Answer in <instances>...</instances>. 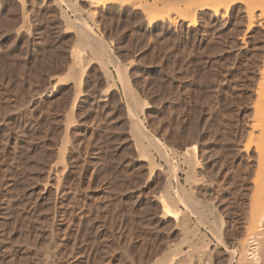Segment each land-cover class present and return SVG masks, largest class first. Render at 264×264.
<instances>
[{"label": "rangeland", "instance_id": "rangeland-1", "mask_svg": "<svg viewBox=\"0 0 264 264\" xmlns=\"http://www.w3.org/2000/svg\"><path fill=\"white\" fill-rule=\"evenodd\" d=\"M97 1L0 0V264H163L181 246L176 264H201L186 225L192 255L227 264L264 230V0ZM77 15L98 38L80 82Z\"/></svg>", "mask_w": 264, "mask_h": 264}, {"label": "bare ground", "instance_id": "bare-ground-1", "mask_svg": "<svg viewBox=\"0 0 264 264\" xmlns=\"http://www.w3.org/2000/svg\"><path fill=\"white\" fill-rule=\"evenodd\" d=\"M98 1H100L101 2V0H98ZM97 1V2H98ZM103 2H105V1H110V0H102ZM113 1V0H112ZM69 4H71V3H69ZM226 4V3H225ZM224 4V2L223 1H217V2H215V3H213V4H210L207 8H209V10H211V11H213V12H215V13H217L220 9H222V8H225L226 7V5ZM71 5H73V4H71ZM73 8V7H72ZM226 8H228V7H226ZM161 12V11H160ZM77 14V13H76ZM163 14H166L167 15V13H163V12H161V13H159V12H153V14H152V12H151V16H150V14H149V24H151L152 22H155L157 19H159V18H163L162 16H165V15H163ZM76 17H79L78 15L76 16ZM80 17L77 19L76 18V20H78V21H76V22H79L80 21ZM80 22H82V24L80 25V28H82V32H83V35H82V39L81 38H78V39H81V40H79L78 42H79V49H77L78 51H76V53L73 55V58H72V65H71V69H70V72H71V75H73V78H74V80H76V81H79L80 80V78H81V71H82V65L84 64V62L86 61V59L88 58V56L87 55H89V54H87L89 51H88V48H91V47H94V49H96L97 48V46L95 47V45H96V39H98V38H96L97 36H96V34L95 33H92V28L89 26V25H87V24H84V22H83V20L81 19V21ZM79 22V23H80ZM79 25V24H78ZM81 26H83V27H81ZM78 28V27H77ZM79 31V30H78ZM82 32H80L81 34H82ZM79 33V34H80ZM95 34V35H94ZM77 36V35H76ZM79 37V36H78ZM100 39V38H99ZM99 41H101V43L100 44H98V48H100L101 50L100 51H104V50H108V48L106 49H104V44H102V43H104V41L103 40H99ZM100 45V46H99ZM107 47V46H106ZM91 50V49H90ZM97 51V50H96ZM95 51V52H96ZM102 51V52H103ZM94 52V53H95ZM98 55H101L100 53H98ZM112 55V54H111ZM110 55V56H111ZM90 56H93V54H90L89 55V57ZM93 57H96L95 55L93 56ZM113 57L114 56H112V57H109L110 59L112 58L113 59ZM102 58V57H101ZM108 58V57H107ZM97 59H98V61H99V58L97 57ZM102 61H103V59H102ZM101 61V62H102ZM108 61H109V59H108ZM111 61V60H110ZM104 62V61H103ZM102 62V63H103ZM112 62L114 63V64H112V63H110L112 66L114 65V67H115V65L116 66H118V67H116V68H118L117 69V73L122 77V71H121V69L119 68V65H117V63L118 64H120L119 63V61L117 62V60H115V59H113L112 60ZM117 62V63H116ZM103 65V64H102ZM115 68V69H116ZM109 73V72H108ZM105 77H106V75H105ZM107 78V77H106ZM108 79V78H107ZM75 81V82H76ZM108 81V80H107ZM109 81H110V79H109ZM108 81V82H109ZM113 81V80H112ZM111 81V82H112ZM80 82V81H79ZM111 82L109 83V84H111ZM77 83V82H76ZM110 88V87H109ZM264 107V106H263ZM264 109V108H263ZM131 110H133V109H131ZM132 113H134L135 111L133 110V111H131ZM132 115V118L135 120V122L133 123V127H132V129H134V131H135V133H136V136L135 137H137V138H140L139 136L141 135V132H143L142 130H143V126L141 127V122L139 121V118H137L136 116H137V114H136V116H135V113L134 114H131ZM262 117H263V121H264V113L262 114ZM132 120V119H131ZM262 121V122H263ZM144 132H148L147 130H145L144 129ZM133 133V132H132ZM149 133V132H148ZM147 133V138L148 139H150L151 138V136L152 135H150V133L148 134ZM134 134V133H133ZM135 135V134H134ZM146 136V135H145ZM133 138H134V136H133ZM135 140H136V138H134ZM155 139V138H154ZM138 140H140V139H138ZM141 141V140H140ZM143 141V140H142ZM137 142V141H136ZM154 142V141H153ZM158 142V141H157ZM141 145H143L144 143H140ZM145 145H143L142 147H144ZM150 146H151V144H150ZM154 145H152V147H153ZM160 146V145H159ZM146 148H147V146H145ZM155 147V146H154ZM162 149V148H161ZM147 150V149H146ZM156 150V149H155ZM148 151L149 150H147V152H144L143 153V155L146 157V158H148V162H149V167H150V173L152 174V172L154 171V170H156L155 168L157 167V163H154L153 161L154 160H152L153 158H151L150 157V155L148 154ZM150 153V152H149ZM162 155H164L165 156V154L163 153ZM142 156V155H141ZM161 156V155H160ZM163 156V157H164ZM185 156H186V158H187V160L188 161H192V157L189 155V153H188V151H186L185 152ZM191 158H190V157ZM165 159V158H164ZM163 159V160H164ZM167 163V162H166ZM168 165H170V163L168 164ZM169 168H171V167H169ZM162 171V170H161ZM170 172H171V170H170ZM169 172V173H170ZM181 186V185H180ZM170 187V186H169ZM179 187V186H178ZM167 188V187H166ZM165 188V189H166ZM169 189V188H168ZM180 189V190H179ZM179 192L180 191H182V187H179ZM177 190V191H178ZM168 191V190H167ZM179 192H177V193H179ZM184 192V193H183ZM182 192V194L184 195L185 194V196L187 195V193H185L186 192V190L185 191H183ZM168 194H169V198H170V193L169 192H167ZM181 193V192H180ZM182 194H181V196H182ZM180 196V195H179ZM188 196V195H187ZM185 197L186 199L188 198L189 199V201H190V198L189 197ZM183 197V196H182ZM174 199H175V197H173ZM172 198V199H173ZM169 200V199H168ZM167 199H164V198H162V199H160V204H161V207H162V209H163V211H164V215L165 216H167V215H169L168 213L170 212L169 210H172V212L174 213V215L177 217V216H179V214H180V211H178L177 209H176V207L174 206V205H176L175 203H172V202H170V200L168 201ZM189 201H188V204H190L189 203ZM176 202H177V200H176ZM187 205V204H186ZM186 205H184V206H186ZM177 206V205H176ZM188 206V208H186L187 210L186 211H188V209L190 208L189 207V205H187ZM186 206V207H187ZM192 208V207H191ZM191 210L189 209V215L191 214V212H190ZM193 211V210H192ZM182 214V213H181ZM184 214V213H183ZM187 215V214H186ZM186 215L184 214L183 216H184V218L186 217ZM192 215V214H191ZM171 216H173V215H171ZM182 216V217H183ZM194 216V215H193ZM174 217V216H173ZM180 219H181V216L179 217ZM190 218V217H189ZM200 219V218H199ZM263 218H261L260 220H262ZM179 220V219H178ZM180 222H182V220H179ZM184 221H186V220H184ZM199 221V220H198ZM259 221V220H258ZM263 221H264V219H263ZM260 222V221H259ZM253 224L255 223V222H252ZM256 223H258V222H256ZM262 223H264V222H261V224ZM252 224V225H253ZM184 225H186V222H185V224ZM264 225V224H263ZM187 226V225H186ZM186 226H184V229H181V231H183V242H182V244L181 245H186L188 248H189V250L187 251V252H185L184 253V255L182 256V258L185 260L186 258H193L194 260L195 259H197V260H195V261H198L199 263L201 262V264H202V262H203V260H200L201 258L200 257H202V255L204 254H199V252H198V254L195 252V254H193L192 255V252L190 251L193 247H194V244H195V242L194 241H192V238H190V234H192V230L194 229V227H193V225L191 226V227H193V228H186ZM179 227V226H178ZM197 228V227H196ZM253 228H254V226H253ZM256 229V228H255ZM257 229H258V227H257ZM196 230V229H195ZM180 231V230H179ZM197 231H198V229H197ZM180 233V232H179ZM196 234H197V232H196ZM246 237L244 238V240L242 241L241 240V243H240V252L238 253V254H236V252L235 251H232V254H231V256H230V258L227 260V264H260L261 262H263L264 263V230L261 232V233H256V232H254V231H251L250 232V230H249V232H248V234L247 235H245ZM195 237V236H194ZM256 237V238H255ZM193 242H194V244H193ZM199 242V241H198ZM181 248H182V246L180 247V251H178V252H176V253H169L168 254V259H164V258H162V259H164L165 261H164V263L163 264H176V259H177V257L176 256H178L180 253H182V250H181ZM177 250V249H176ZM175 250V251H176ZM229 253V252H228ZM162 259H160V260H162ZM262 259H263V261H262ZM161 262V261H160ZM163 262V261H162ZM161 262V263H162Z\"/></svg>", "mask_w": 264, "mask_h": 264}]
</instances>
